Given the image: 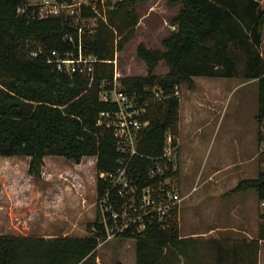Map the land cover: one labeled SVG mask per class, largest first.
<instances>
[{
  "label": "trees",
  "instance_id": "obj_1",
  "mask_svg": "<svg viewBox=\"0 0 264 264\" xmlns=\"http://www.w3.org/2000/svg\"><path fill=\"white\" fill-rule=\"evenodd\" d=\"M73 3L74 0H58ZM79 12L39 17L30 0H0V156H29L28 172L41 176L44 158L63 156L80 163L96 156L97 191L102 196L106 181L101 172L114 171L122 155L113 131L98 124L101 111L116 104L103 101L100 91L113 88L117 51L132 37L140 21L139 3L146 0H88ZM181 3L172 19L177 25L163 41L164 48L144 42L137 53L147 74L120 78L123 88L147 108L150 124L140 137L139 154L133 159L132 176L142 186L159 179L149 169L165 152L169 130L179 120L177 87L196 86L195 77H235L259 81L258 137L264 125V5L262 0H176ZM95 4V7L93 5ZM96 18L94 26L83 19ZM93 55L94 79L85 73L70 74L51 61L52 51L61 56ZM164 60L169 70L157 74ZM155 88V89H154ZM159 93V95H157ZM173 143L177 137L173 134ZM264 159V158H263ZM165 175H176L173 162ZM255 188L264 197V166L256 177L239 180L234 191ZM180 207L164 220L156 216L143 231L128 228L118 236L136 239V264H181L187 256L180 234ZM85 235H20L0 233V264H98L97 250L107 236L97 218ZM257 239L249 242L231 262L220 249L219 264H258ZM240 242H244L240 241ZM248 256L245 262L242 257ZM240 261H243L241 263ZM187 264V262L185 263Z\"/></svg>",
  "mask_w": 264,
  "mask_h": 264
},
{
  "label": "rangeland",
  "instance_id": "obj_2",
  "mask_svg": "<svg viewBox=\"0 0 264 264\" xmlns=\"http://www.w3.org/2000/svg\"><path fill=\"white\" fill-rule=\"evenodd\" d=\"M31 3L36 4L37 0H31ZM180 7L181 3L176 0H146L138 4L140 21L132 37L117 51L114 60V72L115 77L118 75L116 80L119 85L123 87L120 78L124 76L147 74V65L137 53L138 45L144 42L151 48H164V39L177 28L172 19ZM82 22L85 26H94L96 18L83 19ZM262 51L264 53V45ZM168 70V64L162 60L156 73L164 74ZM195 81L194 88L188 84L177 87L180 97L179 120L171 131L177 137L178 147L175 152L180 164L172 179V188L183 198L186 189L209 187L211 180L206 179L213 174L210 175L211 171L228 163L234 165L235 162L238 167L234 166L235 172L229 178L227 187L245 177L243 167H240L243 161L248 160L254 165V174L264 166V156L259 154V81L246 80L242 76H197ZM257 148L259 168L256 159L250 160ZM96 160V156H85L80 163H76L63 156L48 155L44 158L41 176H35L28 172L29 156H0V233H90L88 224L98 216ZM199 169L203 171L200 178ZM239 194L241 196L242 193ZM250 194L254 196L252 207L256 216L259 210L258 192L250 188ZM231 198L226 200V212L216 207L218 223H236L227 214L232 206ZM188 202H181L180 234L188 230H207L211 223H217V220L202 218L198 225L187 226L186 220L191 209L187 210L186 215ZM202 206L204 203L200 202L197 208ZM97 253L98 264H136V239L115 236L101 242ZM213 259L214 264H219L216 256ZM261 261L264 264V241L261 244Z\"/></svg>",
  "mask_w": 264,
  "mask_h": 264
},
{
  "label": "built area",
  "instance_id": "obj_3",
  "mask_svg": "<svg viewBox=\"0 0 264 264\" xmlns=\"http://www.w3.org/2000/svg\"><path fill=\"white\" fill-rule=\"evenodd\" d=\"M89 4L88 0H74L73 3L60 2L58 0H37L36 4L39 17L60 15L63 12H79L82 4ZM95 7V4L93 5ZM68 9H71L68 11ZM51 61H54L59 70L73 74L85 73L94 79L95 63L99 59L93 55H84L80 49L78 54L66 57L56 50L52 51ZM118 75L115 77L113 88H104L100 91L103 101L116 104V109L101 111L98 124L110 128L116 138L118 149L122 155L119 158V166L110 172H101L105 179V192L98 195L97 206L99 221L104 225L106 238L101 242L118 236L128 228L135 231H143L157 216L164 220L171 211L181 205L184 199L178 191L172 188V179L175 175H165L170 168L169 161L173 162L172 170H179L177 144L173 143V134L168 131L164 154L157 158L154 166L150 167V176L159 179L155 182L141 185L132 176L133 159L139 154L138 145L142 131L149 126L150 119L147 108L138 103L135 95L129 94L118 84ZM159 95V93H157ZM259 154L264 156V125L259 138ZM259 221L264 229V197L259 199Z\"/></svg>",
  "mask_w": 264,
  "mask_h": 264
},
{
  "label": "crops",
  "instance_id": "obj_4",
  "mask_svg": "<svg viewBox=\"0 0 264 264\" xmlns=\"http://www.w3.org/2000/svg\"><path fill=\"white\" fill-rule=\"evenodd\" d=\"M264 45V41L262 46ZM263 52V51H262ZM264 54V53H263ZM253 146V145H252ZM258 148L255 149L250 160H257L258 157ZM179 160V157H178ZM190 160V159H189ZM188 160V161H189ZM243 160V159H242ZM259 160H257V163ZM244 163V164H243ZM179 164V163H178ZM243 164V166H241ZM228 163L224 167H218L215 171H211L210 175H208L207 181H210L211 185L209 187L198 186L197 189L192 188L190 190L186 189V192L183 196V200H187L188 205L185 208V214L187 215V210L190 209L189 216H187L186 225L194 226L198 225L202 218H209L212 221L217 220V223H211L209 229L198 231V230H188L181 233V237L185 239L183 243V249L186 252L187 256H183L182 263L185 264H214L213 257L218 256L220 249L222 248L224 252V256L226 259L224 261L231 262L241 253L239 248L237 249L235 245L237 243H242V251L246 253L249 252L250 247L249 242L253 239L258 238V231L260 230V222H259V210H257L256 216L253 211V195L250 194L249 189H243L234 191L233 188L237 185L239 178L233 182L232 186L227 187V182L231 176H233L235 170L234 165ZM240 167H243L242 172L245 174V177H256L260 171L258 170L257 174H254V165L250 161H243ZM238 167V166H236ZM258 163V168H259ZM180 168V164H179ZM202 169H199L198 178L202 176ZM218 175V176H217ZM243 177V178H245ZM204 182L203 184H205ZM202 184V185H203ZM205 187V188H204ZM195 192H199L198 195H194ZM239 193H242L241 196ZM232 196V202L230 205V209L227 210V214L232 216V218L236 221V223H218V213L216 212V207L219 206L222 211L226 210L225 205L227 198ZM200 202L204 203V206L198 207ZM182 207V203L180 205V209ZM229 208V207H228ZM225 219V216L222 217ZM180 224V223H179ZM216 224V225H214ZM216 226V227H215ZM222 232V234H220ZM257 233V234H256ZM42 236H55L58 234H39ZM67 235V234H66ZM244 242H240L243 241ZM264 240H260V249H259V264H262L261 261V244ZM204 243V246L202 245ZM202 245V246H200ZM205 258L203 259V257ZM245 262L249 261V257H242ZM243 263V261H240ZM220 263V262H218Z\"/></svg>",
  "mask_w": 264,
  "mask_h": 264
}]
</instances>
